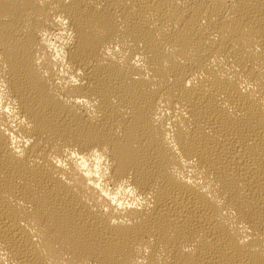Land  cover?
I'll list each match as a JSON object with an SVG mask.
<instances>
[{"label":"bare ground","instance_id":"bare-ground-1","mask_svg":"<svg viewBox=\"0 0 264 264\" xmlns=\"http://www.w3.org/2000/svg\"><path fill=\"white\" fill-rule=\"evenodd\" d=\"M0 264H264V0H0Z\"/></svg>","mask_w":264,"mask_h":264}]
</instances>
